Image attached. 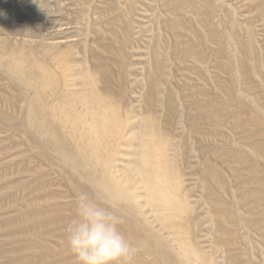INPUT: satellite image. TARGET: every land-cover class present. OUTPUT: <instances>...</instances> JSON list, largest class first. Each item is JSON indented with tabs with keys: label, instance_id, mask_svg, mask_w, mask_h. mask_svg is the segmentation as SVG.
<instances>
[{
	"label": "rangeland",
	"instance_id": "374dc122",
	"mask_svg": "<svg viewBox=\"0 0 264 264\" xmlns=\"http://www.w3.org/2000/svg\"><path fill=\"white\" fill-rule=\"evenodd\" d=\"M82 193L125 264H264V0H0V264H78Z\"/></svg>",
	"mask_w": 264,
	"mask_h": 264
},
{
	"label": "clouds",
	"instance_id": "9594fccd",
	"mask_svg": "<svg viewBox=\"0 0 264 264\" xmlns=\"http://www.w3.org/2000/svg\"><path fill=\"white\" fill-rule=\"evenodd\" d=\"M119 219L89 199L77 197L75 218L67 228V246L78 264H125L132 246L117 225Z\"/></svg>",
	"mask_w": 264,
	"mask_h": 264
}]
</instances>
